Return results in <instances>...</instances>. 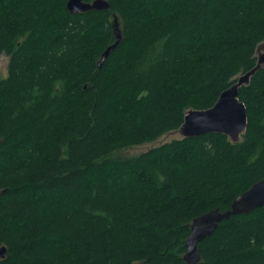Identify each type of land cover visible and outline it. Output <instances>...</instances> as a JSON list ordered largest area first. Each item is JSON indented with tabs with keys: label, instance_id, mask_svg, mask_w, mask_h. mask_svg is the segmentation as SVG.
I'll return each instance as SVG.
<instances>
[{
	"label": "trees",
	"instance_id": "16d2710c",
	"mask_svg": "<svg viewBox=\"0 0 264 264\" xmlns=\"http://www.w3.org/2000/svg\"><path fill=\"white\" fill-rule=\"evenodd\" d=\"M67 1L0 0V264H184L192 220L264 177V68L238 90V143L208 133L122 152L177 132L256 66L264 0L78 14ZM198 252L264 264V206L218 223Z\"/></svg>",
	"mask_w": 264,
	"mask_h": 264
},
{
	"label": "water",
	"instance_id": "95a60500",
	"mask_svg": "<svg viewBox=\"0 0 264 264\" xmlns=\"http://www.w3.org/2000/svg\"><path fill=\"white\" fill-rule=\"evenodd\" d=\"M66 9L71 14H78L87 11H101L109 9V4L104 0H68ZM114 25L116 34V46L121 39L118 30ZM112 47V48H113ZM108 48L101 57L102 62L107 57ZM257 62L256 66L249 72L241 75L231 87L222 92L215 104L206 110L197 111L189 110L184 115V120L178 132L181 138L199 137L208 133L222 134L226 136L232 143H238L247 127V114L245 106L238 99V90L242 86H246L254 74L264 68V43L259 45L256 50ZM264 206V177L251 185V187L238 195L231 203L229 209L219 211L214 209L192 220L190 226V235L185 243V254L183 255L184 264H198L200 255L198 252V244L204 239L211 236L217 229L218 223L227 220L231 216L246 215ZM5 249H0V258H4Z\"/></svg>",
	"mask_w": 264,
	"mask_h": 264
},
{
	"label": "rangeland",
	"instance_id": "374dc122",
	"mask_svg": "<svg viewBox=\"0 0 264 264\" xmlns=\"http://www.w3.org/2000/svg\"><path fill=\"white\" fill-rule=\"evenodd\" d=\"M6 66H7V58L1 55L0 56V77H4L6 75ZM180 138L181 136L178 131L174 133H169L159 138L157 141L153 142L152 144H145V145L128 148V149H125L122 153L125 155H129V156L138 155L142 152L147 151V149H150L152 147L161 145L171 140L180 139Z\"/></svg>",
	"mask_w": 264,
	"mask_h": 264
}]
</instances>
